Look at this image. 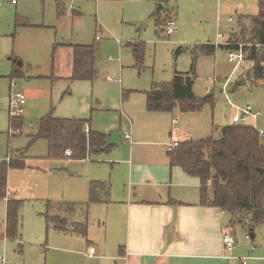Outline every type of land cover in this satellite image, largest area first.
Returning a JSON list of instances; mask_svg holds the SVG:
<instances>
[{
    "label": "rangeland",
    "instance_id": "rangeland-1",
    "mask_svg": "<svg viewBox=\"0 0 264 264\" xmlns=\"http://www.w3.org/2000/svg\"><path fill=\"white\" fill-rule=\"evenodd\" d=\"M260 1L62 0L58 9L57 0H15V5L2 0L0 164L15 160L25 166L8 169L6 198H0V264H95L87 255V236L56 230L47 216L68 227L86 223L99 231L108 211L90 201L91 182L113 183L120 196L130 189L128 167L121 161L131 146L125 137L131 126L123 118V105L126 110L145 105V92L155 84L170 83L177 72L192 73L196 96H212L214 101L195 112L176 107L166 118L168 133L173 125L194 140L217 138L238 116L237 108L247 105L262 113L249 124L264 131V77L256 79L248 60L233 72L227 50L219 46L233 34L232 40L249 43L251 17L259 14ZM160 5L161 16L174 18L179 27L169 37L157 33L153 15ZM242 14L247 17L240 21ZM208 44L217 46L201 52ZM68 45L98 47L95 80L70 79L73 58ZM15 66L21 72L18 77L13 76ZM131 90L140 92L131 97ZM19 92L26 103L15 119H22L23 126L14 128L13 135L10 99ZM47 116L91 120L93 130L109 134L116 147L84 160L53 158L46 140L32 138ZM133 121L136 142L140 128L148 124ZM10 198L21 201L15 237H7L6 231ZM239 217L241 221L232 223L229 214L227 226L235 241L233 264H264V224L251 227L245 214Z\"/></svg>",
    "mask_w": 264,
    "mask_h": 264
},
{
    "label": "trees",
    "instance_id": "trees-1",
    "mask_svg": "<svg viewBox=\"0 0 264 264\" xmlns=\"http://www.w3.org/2000/svg\"><path fill=\"white\" fill-rule=\"evenodd\" d=\"M58 0V9H61ZM259 14L251 17L250 39L256 44L248 49L246 60L253 63L256 79L264 77V0L259 3ZM157 20L158 34H163L166 21ZM223 49L230 48L226 45ZM216 46L205 45L201 52L209 53ZM74 60L71 80L93 81L98 77L97 61L99 49L95 45H73ZM180 51V50H179ZM20 70L13 72L14 77ZM195 77L192 73H176L170 83L155 84L147 92V108L151 112H172L179 107L182 112L201 110L212 103V96L200 98L194 92ZM91 120L63 119L47 116L40 122L33 140H46L50 156L64 158L69 151L72 160H84L91 153L110 152L115 145L110 135L86 127ZM11 128L23 126L22 119H10ZM260 131L250 124H229L223 126L217 138L179 142L169 151L172 167H180L188 175L200 179L202 204L217 207L231 215V222L241 221L245 214L254 227L264 224V143ZM15 160L0 164V198H6L9 168H22ZM90 201H100L101 182H91ZM21 201L10 198L7 204V237H15ZM47 222L56 230L87 236V224L68 227L66 222H56L51 215Z\"/></svg>",
    "mask_w": 264,
    "mask_h": 264
},
{
    "label": "crops",
    "instance_id": "crops-1",
    "mask_svg": "<svg viewBox=\"0 0 264 264\" xmlns=\"http://www.w3.org/2000/svg\"><path fill=\"white\" fill-rule=\"evenodd\" d=\"M163 10L153 15L156 26L158 19H165L161 16ZM245 16L242 14L240 21ZM234 36L224 38V43ZM68 46L74 60L73 45ZM14 62L18 64L17 60ZM131 91V97L140 92ZM145 93V105L142 102L137 109L127 110L123 105L121 110L131 126V132H125L132 137L131 146L121 159L128 167L130 189L127 195L120 196L113 183H103L100 188L98 204L107 208L108 215L102 218L99 231L87 228L89 259L95 264H233L232 251L224 243L229 214L202 204L200 179L170 164L169 145L194 139L173 125L168 133L166 118L170 112L149 111ZM133 118L148 124L140 128L136 142ZM173 123L177 120L172 119ZM88 127L93 130L91 123ZM69 155L68 151L64 158H70ZM92 248L95 252L91 256Z\"/></svg>",
    "mask_w": 264,
    "mask_h": 264
},
{
    "label": "built area",
    "instance_id": "built-area-1",
    "mask_svg": "<svg viewBox=\"0 0 264 264\" xmlns=\"http://www.w3.org/2000/svg\"><path fill=\"white\" fill-rule=\"evenodd\" d=\"M12 3H15V0H10ZM0 5H2V0H0ZM233 20L230 19V22ZM179 27L177 24V21L174 18H169L166 21L165 29H164V36L169 37L171 35H174L178 31ZM233 32L236 33V27L233 28ZM99 39V37H97ZM210 45V44H208ZM226 46H229L230 48L227 49V59L228 62L231 64H234V71H237L238 68L241 66V64L246 61V55L248 49L246 48H251L253 46H257L254 43H245V42H240L237 40H230L227 41L225 44ZM217 46V45H216ZM221 46V45H219ZM219 80L215 79L214 82H218ZM229 85V79L225 82L224 87H227ZM210 92V89H207V93ZM26 103V97L23 93L19 92L15 94L14 96L11 97L10 99V115L12 118H18L21 117L23 114V106ZM238 116H235L232 120L233 125H238V124H249L250 120H258L259 117L262 115L260 111H256L252 106L247 105L246 107H238L237 108ZM11 132L13 135L17 132L16 129L12 128ZM260 135L264 136V131L259 130ZM86 132H89V127H86ZM126 139L128 141H132V137L130 134L125 135ZM177 143H174L172 145H169V150H172ZM224 243L228 251H232L235 241L234 239L229 236L228 234L225 235L224 237ZM94 249H91V256L94 254ZM2 261V259H0ZM242 264H246V261H243Z\"/></svg>",
    "mask_w": 264,
    "mask_h": 264
},
{
    "label": "water",
    "instance_id": "water-1",
    "mask_svg": "<svg viewBox=\"0 0 264 264\" xmlns=\"http://www.w3.org/2000/svg\"><path fill=\"white\" fill-rule=\"evenodd\" d=\"M163 8H164V6L163 5H160L159 8H158V11H161ZM251 237L254 238L255 237V234L254 233H251Z\"/></svg>",
    "mask_w": 264,
    "mask_h": 264
}]
</instances>
